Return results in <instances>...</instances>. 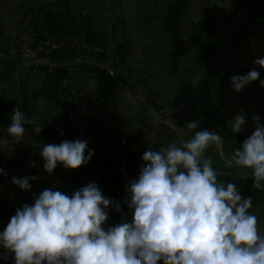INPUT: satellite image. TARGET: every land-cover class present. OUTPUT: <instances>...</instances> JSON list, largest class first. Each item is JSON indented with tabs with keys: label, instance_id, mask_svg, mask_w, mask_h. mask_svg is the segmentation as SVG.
I'll return each mask as SVG.
<instances>
[{
	"label": "clouds",
	"instance_id": "clouds-1",
	"mask_svg": "<svg viewBox=\"0 0 264 264\" xmlns=\"http://www.w3.org/2000/svg\"><path fill=\"white\" fill-rule=\"evenodd\" d=\"M247 74L230 78L235 92L264 79L255 66L264 68V57L253 61ZM253 133L233 152L237 167L252 169L253 187L264 188V124L253 117ZM31 119L14 109L8 136L20 140ZM243 112L228 122L230 131L241 133ZM190 137L167 148H148L138 176L125 187L127 213L120 203L106 197L89 182L71 195L45 188L32 204L17 208L3 231L0 249L14 264H264V235L249 209L252 197H242L234 183L217 181L210 146L222 148L223 135L197 130L198 122L186 123ZM40 134L42 129L36 127ZM9 146L0 138V147ZM5 147L6 148H8ZM9 149V155H11ZM94 154L87 141L63 140L43 145V170L51 175L58 164L65 169L86 166ZM0 176H7L0 167ZM36 177H12L10 183L29 191ZM121 213L120 222L108 226L109 209ZM130 217V218H129Z\"/></svg>",
	"mask_w": 264,
	"mask_h": 264
},
{
	"label": "crops",
	"instance_id": "crops-1",
	"mask_svg": "<svg viewBox=\"0 0 264 264\" xmlns=\"http://www.w3.org/2000/svg\"><path fill=\"white\" fill-rule=\"evenodd\" d=\"M118 2L0 0V138L9 143L0 147V167L7 173L0 176V231L23 206V194L10 183L12 177H36L28 194L38 196L45 188H54L71 195L86 185L83 174L113 169L111 160L98 168L92 165L100 155L94 152L86 166L72 170L58 164L49 175L43 170L40 151L43 145L59 144L80 124L88 127V148L95 147L105 139L103 130L125 113L123 100L129 96L126 89L130 83L116 84L118 73L110 67L124 51L123 45L115 46L121 40L115 26ZM25 38L34 51L30 62L20 57ZM82 40L112 54L107 57L73 47ZM240 40L238 53L233 49V38L225 41L228 53L222 66L228 78L247 74L254 67L253 61L264 57V0H241ZM255 68L264 79V68ZM62 79H66L64 86ZM16 108L31 119L20 140L6 132ZM241 108L264 110V88L259 80L241 91ZM37 126L42 129L40 134L34 130ZM250 212L264 235V204L259 202ZM5 256L0 249V264Z\"/></svg>",
	"mask_w": 264,
	"mask_h": 264
},
{
	"label": "rangeland",
	"instance_id": "rangeland-1",
	"mask_svg": "<svg viewBox=\"0 0 264 264\" xmlns=\"http://www.w3.org/2000/svg\"><path fill=\"white\" fill-rule=\"evenodd\" d=\"M115 10L116 36L121 39L115 46L123 45L124 51L110 67L118 73L116 84L130 83L126 90L132 103L124 98L122 118L108 125L105 139L90 148L97 156L100 153L92 165L98 168L111 160L113 169L83 174L82 181L96 183L127 213L125 187L138 176L143 153L149 147L160 150L173 142L182 144L190 137L186 123L197 121V130H214L225 138L222 148L210 146L205 153L217 181L226 186V180H240L253 186L252 169L237 167L233 152L253 133V117L259 116L264 124V110L241 108V92L233 90L222 66L227 38L234 39L235 53L241 49V0H119ZM198 23L206 26L198 28L204 32V44L206 30L212 28L215 48L212 54L203 49L195 63ZM241 112L246 124L234 134L228 122ZM121 218L110 208L106 224L112 226ZM2 261L14 264L10 254Z\"/></svg>",
	"mask_w": 264,
	"mask_h": 264
},
{
	"label": "built area",
	"instance_id": "built-area-1",
	"mask_svg": "<svg viewBox=\"0 0 264 264\" xmlns=\"http://www.w3.org/2000/svg\"><path fill=\"white\" fill-rule=\"evenodd\" d=\"M55 47H56L55 45H51L50 48L55 49ZM73 47H75L77 50H82V51L94 50L96 52H102L107 57H109L110 54H112L111 51H104L102 47L98 45L91 46L89 43H87L84 40L74 44ZM20 57L25 62H30L34 58V51L30 43L26 40V38L20 49ZM61 84L64 86L66 84V79H62ZM87 133H88V127L85 124H80L70 133V135L66 136L63 140L73 141V140L79 139L83 141H88ZM63 140H61L60 142H62ZM21 192L23 194V205L32 204L34 202L33 193L28 194L27 191H21Z\"/></svg>",
	"mask_w": 264,
	"mask_h": 264
},
{
	"label": "trees",
	"instance_id": "trees-1",
	"mask_svg": "<svg viewBox=\"0 0 264 264\" xmlns=\"http://www.w3.org/2000/svg\"><path fill=\"white\" fill-rule=\"evenodd\" d=\"M204 27L205 29V25L203 23H198L197 24V29H195V35H196V57H195V63L198 62V59L200 57V55L202 54V50L206 49L209 50L211 52V54L214 51L215 45H214V40H213V35L211 32V29H207L206 31L208 33V36L206 37V43L204 44V32L202 31H198V28H202ZM234 183L237 186L238 190H241V195L244 198H247L249 196L252 197V207L249 209V211H251L254 206L256 204H258L259 202H264V188H262L261 190H257L256 188H254L250 183H246L244 181H229L226 180L224 181V183L227 185L228 183Z\"/></svg>",
	"mask_w": 264,
	"mask_h": 264
},
{
	"label": "water",
	"instance_id": "water-1",
	"mask_svg": "<svg viewBox=\"0 0 264 264\" xmlns=\"http://www.w3.org/2000/svg\"><path fill=\"white\" fill-rule=\"evenodd\" d=\"M127 99H128L129 103H132V100H131L130 96H127Z\"/></svg>",
	"mask_w": 264,
	"mask_h": 264
}]
</instances>
